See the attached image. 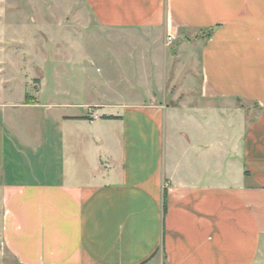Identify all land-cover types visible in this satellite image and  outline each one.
<instances>
[{
	"label": "crops",
	"instance_id": "obj_1",
	"mask_svg": "<svg viewBox=\"0 0 264 264\" xmlns=\"http://www.w3.org/2000/svg\"><path fill=\"white\" fill-rule=\"evenodd\" d=\"M85 1L199 66L174 102L82 114L1 79L5 248L18 264H264V0Z\"/></svg>",
	"mask_w": 264,
	"mask_h": 264
},
{
	"label": "rangeland",
	"instance_id": "obj_2",
	"mask_svg": "<svg viewBox=\"0 0 264 264\" xmlns=\"http://www.w3.org/2000/svg\"><path fill=\"white\" fill-rule=\"evenodd\" d=\"M168 37L102 26L85 0H0V80L20 98L39 88L42 102L66 97L80 114L94 100L174 102L199 63L184 66L162 46ZM0 264H18L1 238Z\"/></svg>",
	"mask_w": 264,
	"mask_h": 264
},
{
	"label": "trees",
	"instance_id": "obj_3",
	"mask_svg": "<svg viewBox=\"0 0 264 264\" xmlns=\"http://www.w3.org/2000/svg\"><path fill=\"white\" fill-rule=\"evenodd\" d=\"M105 118H117V117H115V116H104ZM84 118V117H83ZM164 194H165V197H166V189H165V191H164ZM164 208H165V210H166V203H164Z\"/></svg>",
	"mask_w": 264,
	"mask_h": 264
},
{
	"label": "built area",
	"instance_id": "obj_4",
	"mask_svg": "<svg viewBox=\"0 0 264 264\" xmlns=\"http://www.w3.org/2000/svg\"><path fill=\"white\" fill-rule=\"evenodd\" d=\"M168 38H169V40H170L169 43H171V42L173 41V37L170 35Z\"/></svg>",
	"mask_w": 264,
	"mask_h": 264
}]
</instances>
